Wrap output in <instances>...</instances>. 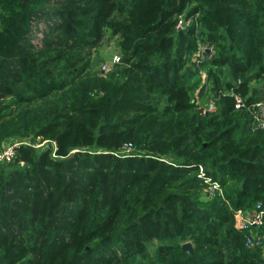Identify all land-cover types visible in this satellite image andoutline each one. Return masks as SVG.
Instances as JSON below:
<instances>
[{"label": "trees", "instance_id": "obj_1", "mask_svg": "<svg viewBox=\"0 0 264 264\" xmlns=\"http://www.w3.org/2000/svg\"><path fill=\"white\" fill-rule=\"evenodd\" d=\"M120 2L0 0V151L30 142L0 164V264H264L235 213L264 206V0ZM183 12L199 17L177 32ZM106 26L125 66L92 79L79 52ZM200 42L214 50L211 113L192 96ZM126 142L134 156L113 153ZM199 164L224 196H203Z\"/></svg>", "mask_w": 264, "mask_h": 264}, {"label": "built area", "instance_id": "obj_2", "mask_svg": "<svg viewBox=\"0 0 264 264\" xmlns=\"http://www.w3.org/2000/svg\"><path fill=\"white\" fill-rule=\"evenodd\" d=\"M199 17V13L195 15H188L186 12L179 14L178 21L176 24V31L183 32L189 30L195 23H197ZM39 32L38 37L41 38L43 36L44 25L40 23L38 25ZM200 53L196 52L191 53L189 57V64H191L196 70H200L199 67L202 62L206 59L204 56L211 58L214 50L212 46H206L203 42H200ZM209 52L210 54H207ZM117 61H120L119 57H116ZM110 69L109 66H104L103 71ZM202 73V85L206 86L207 96L202 98H198L196 100L198 104V109L201 113H211L215 112L217 109L216 102L213 98H210L209 90L210 84L208 83V73L200 70ZM236 109H240L244 106V98L235 94ZM258 113L256 114V122L259 127L264 128V99L257 101L254 104ZM47 141H45L46 143ZM24 143H30L28 139H20V138H11L3 142L2 148L0 151V164H5L11 162L16 156L17 148ZM44 143V144H45ZM43 145V144H42ZM55 146V142H54ZM138 152L137 147L132 142H126L121 146V148L117 151H113L116 155L123 156H134ZM163 160L168 161L165 158ZM198 174L197 176L202 180L203 186V196L206 198H213L214 196H224L223 187L221 186L218 180L213 179V177L206 171L204 165H198ZM229 203V202H228ZM232 208V206L230 205ZM237 218L240 221V228L246 231L245 236V245L249 248H261L264 250V206L262 202H259L255 208L252 209H237L235 210Z\"/></svg>", "mask_w": 264, "mask_h": 264}, {"label": "rangeland", "instance_id": "obj_3", "mask_svg": "<svg viewBox=\"0 0 264 264\" xmlns=\"http://www.w3.org/2000/svg\"><path fill=\"white\" fill-rule=\"evenodd\" d=\"M117 4H119L120 7H123L127 3H121L120 0H117ZM126 17L127 15L122 11L120 12L113 11L112 16L110 17V20L111 21H118V20L125 21ZM102 34H103V37L97 46L92 47V48H84V49L82 48L79 52V55H80V58H83V63H88V67L86 69V75H88L92 79L99 77V78L107 80V79H111L112 73L110 72L117 73L118 70H121L123 66H125L124 61H123L125 54L121 46V41H122L121 33L114 34L112 32V28L110 26H106L104 27ZM116 57H119L120 61H117ZM203 58H206V59L202 62L199 69L208 73V68H209V64L207 63L208 57L204 56ZM104 66H109L110 69L103 71ZM200 70L198 71L197 75L194 78L202 81L203 75ZM117 76H119V74H117ZM201 81L199 82V85H196L192 91V96L195 97L196 99L198 98L204 99L205 97L204 92H206V86L202 85ZM200 87L205 88V90H200L201 89ZM200 91H204V92H200ZM208 93H211V89L209 90ZM158 98H160V94L157 92L152 95L143 93L141 99L142 101L148 102L147 103L148 105L151 102L158 100ZM17 120H18L17 116L13 118V121H14L13 124L17 123ZM4 129H7V128L1 127L0 135L4 131ZM9 129L11 130V128ZM35 143H38V145L41 146L42 144L45 143V141H41L40 138H37ZM239 224H240V221H239V218H237L236 226L238 227ZM188 238L190 240H188L187 242H191L193 248L195 249L197 245H196V242L193 240L194 238H192L191 235ZM179 241L180 240H178V242Z\"/></svg>", "mask_w": 264, "mask_h": 264}, {"label": "water", "instance_id": "obj_4", "mask_svg": "<svg viewBox=\"0 0 264 264\" xmlns=\"http://www.w3.org/2000/svg\"><path fill=\"white\" fill-rule=\"evenodd\" d=\"M183 249L186 250L189 254L193 253V246L191 242H185L183 244Z\"/></svg>", "mask_w": 264, "mask_h": 264}]
</instances>
